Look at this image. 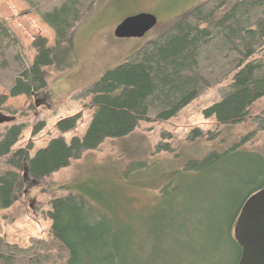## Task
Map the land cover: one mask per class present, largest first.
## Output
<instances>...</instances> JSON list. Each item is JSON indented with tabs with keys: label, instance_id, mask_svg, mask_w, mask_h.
Segmentation results:
<instances>
[{
	"label": "trees",
	"instance_id": "16d2710c",
	"mask_svg": "<svg viewBox=\"0 0 264 264\" xmlns=\"http://www.w3.org/2000/svg\"><path fill=\"white\" fill-rule=\"evenodd\" d=\"M24 1L38 10L61 48L71 42L75 25L95 0ZM34 47L38 55L28 66L0 24V73L12 98L45 91L42 69L61 65L58 48H48L44 40ZM229 77L231 84L219 90L220 102L204 115L215 118L221 128L250 119L256 131L224 152L212 150L166 174L145 226V211L132 213L134 203L122 193L123 187L113 186L109 194L85 181L52 202L47 214L51 244L31 239L22 249L0 240V264H44L52 248L63 264H239L242 249L234 227L247 201L264 189V156L243 148L264 134V111L251 115L264 99V0H207L125 64L105 73L88 90L95 111L83 138L70 143L64 137L53 139L31 157L32 146L14 151L23 126L0 134V162L11 168L0 173V210L18 201L25 169L32 179L50 177L105 141L130 136L140 123L171 121ZM6 101L0 97V106ZM78 119L60 121L58 131L75 130ZM202 137L195 130L188 140ZM212 137L210 142L220 136ZM154 173L151 169L146 175Z\"/></svg>",
	"mask_w": 264,
	"mask_h": 264
},
{
	"label": "rangeland",
	"instance_id": "374dc122",
	"mask_svg": "<svg viewBox=\"0 0 264 264\" xmlns=\"http://www.w3.org/2000/svg\"><path fill=\"white\" fill-rule=\"evenodd\" d=\"M205 1L95 0L75 25L71 42L58 48L55 33L37 9L24 0H0V24L19 50L18 58L32 66L38 55L34 44L44 40L48 48H58L55 54L61 63L42 69L47 89L31 97H10L9 83L0 73V97H7L6 104L0 106V134L14 125L23 126L14 151L32 146L31 157L53 139L64 137L70 143L75 137L83 138L95 111L88 90L105 73L125 64L147 44L186 20ZM143 13L157 17L158 24L150 33L143 38L115 37L116 28L126 18ZM231 81L229 77L209 89L171 121L140 123L130 136L105 141L97 150L84 153L68 168L50 177L40 180L28 176L25 180L23 176L25 182L16 204L9 210H0V240L22 249L31 245V239L51 244L52 222L47 214L52 211V202L72 194L74 187L85 181L100 185L99 191L109 194L113 186L123 187L122 193L134 203L132 213L140 215L145 211L142 216L145 226L153 212L148 208L158 201L166 174L182 169L189 160L202 159L212 150L224 152L228 145L237 144L256 131L250 119L241 125L221 128L215 118L205 117L204 112L220 102L219 90ZM263 111L264 99L254 106L251 115ZM70 117L79 118L76 129L61 134L57 124ZM42 124V130L34 134V129ZM195 130L201 131L203 137L189 142L188 136ZM217 134L220 137L216 141L208 140ZM164 146H169V150ZM243 148L264 156V134L257 135ZM151 169L156 173L148 178L146 173ZM161 169L164 171H158ZM8 170L11 168L0 162V173ZM55 253L52 248L43 263L63 264Z\"/></svg>",
	"mask_w": 264,
	"mask_h": 264
},
{
	"label": "water",
	"instance_id": "95a60500",
	"mask_svg": "<svg viewBox=\"0 0 264 264\" xmlns=\"http://www.w3.org/2000/svg\"><path fill=\"white\" fill-rule=\"evenodd\" d=\"M157 24L153 14L128 17L116 28L115 37L119 40L143 38ZM24 178H28L27 169ZM234 237L242 249L239 264H264V189L245 204L234 227Z\"/></svg>",
	"mask_w": 264,
	"mask_h": 264
}]
</instances>
